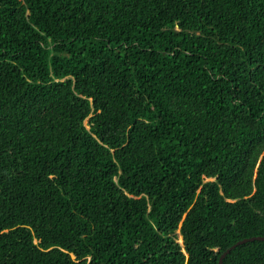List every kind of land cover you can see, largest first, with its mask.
<instances>
[{
    "label": "trees",
    "instance_id": "trees-1",
    "mask_svg": "<svg viewBox=\"0 0 264 264\" xmlns=\"http://www.w3.org/2000/svg\"><path fill=\"white\" fill-rule=\"evenodd\" d=\"M250 236L264 0H0V264H217Z\"/></svg>",
    "mask_w": 264,
    "mask_h": 264
},
{
    "label": "water",
    "instance_id": "water-1",
    "mask_svg": "<svg viewBox=\"0 0 264 264\" xmlns=\"http://www.w3.org/2000/svg\"><path fill=\"white\" fill-rule=\"evenodd\" d=\"M252 240H264V236H250V237H247V238H243V239L237 240L236 242H234L229 247L224 249V251L221 252V254L218 257L217 264H221L224 255L226 253H228L230 249L234 248L238 244L244 243L246 241H252ZM178 242L181 243V238H180V241H178Z\"/></svg>",
    "mask_w": 264,
    "mask_h": 264
},
{
    "label": "rangeland",
    "instance_id": "rangeland-1",
    "mask_svg": "<svg viewBox=\"0 0 264 264\" xmlns=\"http://www.w3.org/2000/svg\"><path fill=\"white\" fill-rule=\"evenodd\" d=\"M85 124L87 123V120L86 119H84V121H83ZM177 241H180V236H178L177 237Z\"/></svg>",
    "mask_w": 264,
    "mask_h": 264
}]
</instances>
